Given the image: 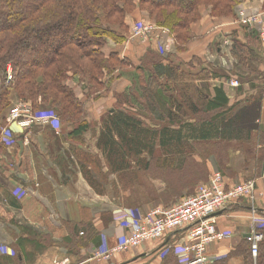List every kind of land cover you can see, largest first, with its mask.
<instances>
[{
    "label": "crops",
    "instance_id": "obj_1",
    "mask_svg": "<svg viewBox=\"0 0 264 264\" xmlns=\"http://www.w3.org/2000/svg\"><path fill=\"white\" fill-rule=\"evenodd\" d=\"M254 4L260 5L262 0H254ZM200 10L202 17L193 26V32L200 38L183 51L171 50L169 55L176 62H189L195 57L209 62L203 68L212 75L197 83L208 94L207 99L214 96L215 87L222 88L229 100L227 108H232L216 118L215 136L207 137V131L201 126L200 131H193L190 123L198 120V115H207L201 119L206 120L222 110L194 113L191 107H185L177 114L188 125L181 130L175 125L168 129V135L180 133L182 140L173 137L162 144L160 125L154 122L162 119V114L142 112L140 103L144 100L138 92L128 101L118 102L114 96L133 87L132 72L116 75L121 83L107 95L85 100L90 128L81 137L68 136L70 128L64 124L59 132L43 124L25 129L11 125L16 142L5 145L0 153V249H18L19 264H93L96 260L92 254L97 249L113 247L123 234L114 222L117 210L147 212L171 206L195 193L197 186L207 182L216 170L224 174L228 184L254 179L257 183L255 212L264 213V92L259 118L253 123L256 129L240 131L235 125H228L238 121L239 109L264 90V81L257 74L234 69L238 61L232 54V44L224 49L218 44L226 39L229 26L236 32L234 40L245 45L252 34L236 23L213 25L209 10L203 7ZM147 14L137 7L127 15L125 24L146 18ZM115 49L114 40L105 46L107 54ZM259 55L263 56L259 72H264V50ZM234 79L239 80L238 86L231 85ZM151 87L160 90L161 103L170 107L162 91L164 85L153 83ZM80 93L77 90L79 97ZM222 119L224 124L220 122ZM139 128L145 132L148 129L153 135L157 131L155 139L131 146L124 143ZM15 187L24 189L25 194L16 195ZM252 213L250 201L241 198L230 211L219 215L218 227L230 231L231 236L209 246L210 258L224 257L246 243ZM183 236L184 232L177 230L162 242L146 243L115 253L109 261L98 262L162 264L157 257L159 248ZM3 259L14 264L9 254L0 251V264ZM243 262V255L237 252L228 263Z\"/></svg>",
    "mask_w": 264,
    "mask_h": 264
},
{
    "label": "trees",
    "instance_id": "obj_2",
    "mask_svg": "<svg viewBox=\"0 0 264 264\" xmlns=\"http://www.w3.org/2000/svg\"><path fill=\"white\" fill-rule=\"evenodd\" d=\"M238 1L0 0V132L6 125L10 108L25 101L31 103L34 110L58 111L61 123L65 128H70L68 136L81 137L90 128L85 100L107 95L111 90L115 70L121 65H127L124 59L117 56V51L106 56L102 50L106 39L116 32L109 25H124L127 15L137 7L146 11L154 23L170 28L181 49L182 43L192 38L191 27L200 18L202 6L209 5L213 14L226 16L233 14L234 5ZM129 25L132 23L125 24V27L128 29ZM251 34V40L246 45L239 41L233 44L232 54L238 60L236 70L259 74L264 81V72H259L258 68L259 62L263 60L257 50L260 46L259 36L254 30ZM116 35L122 38L119 33ZM113 61H118L119 66H115ZM131 63L133 87L116 92L114 96L118 102L128 101L138 92L144 100V103H140L142 112L161 113L163 118L154 122L160 125L162 144L173 137L182 140L180 133L177 136L168 135V129L170 125H175L181 130L188 125L189 122L177 114L183 112L185 107H191L194 113L222 110L219 115L206 120H201L204 115H198L199 119L190 123L196 132L204 127L207 137L217 134L216 118L227 114L232 108H227L229 100L220 87H215L213 97L206 98L208 94L197 81L208 79L212 74L203 68V64L176 62L173 58L159 55L151 47L142 62ZM9 66L13 70L12 80L7 78ZM70 79L79 84L85 83L82 86L84 99L76 95L75 88L66 83ZM153 83L164 85L165 90L162 91L166 93L170 107L165 102L161 103V92L151 87ZM263 92L248 100L237 113L240 114L238 121L229 122L228 125H235L234 128L240 131L256 129L253 123L254 119L259 118ZM220 122L224 124L223 119ZM133 126L136 128L137 125ZM156 132L153 135L152 131L147 129L145 132L139 128L137 134H133L124 143L130 146L142 142L151 143ZM4 146L0 140V153ZM237 252L243 255V264H264V239L259 244L256 258H253L250 244L246 240L236 252L232 251L211 264H229L230 257ZM162 264H178L172 251L163 258Z\"/></svg>",
    "mask_w": 264,
    "mask_h": 264
},
{
    "label": "built area",
    "instance_id": "obj_3",
    "mask_svg": "<svg viewBox=\"0 0 264 264\" xmlns=\"http://www.w3.org/2000/svg\"><path fill=\"white\" fill-rule=\"evenodd\" d=\"M239 24L243 27L255 28L259 38L264 42V12L248 13L245 7L238 9ZM160 31L156 45L161 52L168 49L162 44L163 38L169 37V30L156 27L153 24L138 20L133 26V36L146 41L148 37ZM11 66L7 69L8 80L13 79ZM232 86H238L237 80L231 81ZM17 124L25 129L36 124L50 126L59 132L62 123L58 111L47 110L34 112L30 103L18 102L9 112L6 125L1 128L0 140L6 146L16 142V132L11 127ZM25 140H28L25 137ZM18 196L25 194L22 188H16ZM241 198L250 201L253 213L250 230L246 240L250 244L251 254L256 257L259 244L264 239V215L256 214L257 183L254 179L228 184L224 174L216 170L207 182L199 184L194 194L184 197L179 202L167 206L156 207L147 212L135 209H119L116 211L115 224L123 230L113 247L97 249L92 259L109 261L115 253H121L137 248L150 242L164 240L177 230H182L184 236L174 243H163L157 251V257L164 258L172 250L178 264H211L216 259L210 258L208 248L214 242L228 239L230 231L218 227L219 215L230 211Z\"/></svg>",
    "mask_w": 264,
    "mask_h": 264
},
{
    "label": "rangeland",
    "instance_id": "obj_4",
    "mask_svg": "<svg viewBox=\"0 0 264 264\" xmlns=\"http://www.w3.org/2000/svg\"><path fill=\"white\" fill-rule=\"evenodd\" d=\"M261 1V0H260ZM239 2V3H238ZM235 5H234V8H233V14L232 15H226V16H218V15H215L212 13L211 11V6L209 5H205V6H202L203 8L205 9H208L210 14H211V19H212V24H219L220 22H223V23H226V22H229V23H236L239 27L242 28V30H247V31H253L255 28H250V27H243L242 25L239 24V16H238V9L239 8H242V7H245V10L250 13V14H253V12L255 11H261V12H264V8H263V3H264V0H262V4L260 5H257V4H254V0H240L238 1ZM148 15V14H147ZM149 16H147L146 18H139L138 20L140 21H144L146 23H150V24H153L154 26L156 27H162V28H166L169 30V38H167V36H165L163 38V41L162 44L164 46L168 45V49L165 51L163 49L164 52H161L159 49H158V45H156L157 43V40H158V36L160 35V31L156 32L155 34H152L148 37V39L146 41H143L142 39L140 38H137V37H134L133 36V26H134V23L138 20H135L132 25H129V28L127 29V27H125V24L124 25H121V24H110V28H112V30H116V32L114 31V36L110 35L108 39H106V43L103 47V52L106 56H109V54H107L105 52V46L108 44V43H112V40H114L116 42V49L114 51H111L110 53L112 52H116L117 51V56L120 58V59H124L125 60V63L127 64L126 66H120L118 67L115 71L116 74H114V76L112 77L113 80H112V83H111V90L115 89L116 87H118L120 85V81L119 80H116L118 79L119 77H117L116 75H125L128 74V72H130L133 68L130 67V64H132L131 62H133V64H138L140 62H142V59L144 58V56L146 55L147 51L151 48H153V50H155L159 55L161 56H165L167 57L168 59H171L173 58L172 56L169 55V52H171V50H174L175 47H177V50L178 51H183L185 50L186 46H188L189 44L191 45L192 43H194L198 38H200V35L197 34L196 32L194 33L193 32V26L198 23V21H200L201 17H202V13H201V10H200V18L194 22L192 24V32H193V35H192V38L189 42L187 43H182V46H181V49L178 48V45H177V42L175 40V34L170 30V28L168 27H165V26H161V25H158L156 23L153 22V19L151 18V20L148 18ZM123 32V33H121ZM227 34H225V40L223 41H220L218 44L219 46H221L222 49L224 48H227L230 44H232V47H233V44H234V37H235V31H232L230 29V26L228 28V30L226 31ZM119 33L120 35H122V38L117 36L116 34ZM127 33V34H126ZM125 34H126V37H125ZM161 36V35H160ZM231 41V43H230ZM258 43H259V52H263L264 50V42L261 41V39L258 37ZM131 55V57H130ZM171 57V58H170ZM129 61H127V60ZM134 61H132V60ZM237 59V58H236ZM192 63L196 62V63H201L203 65H210L209 62H207L206 60L204 62H202V59L201 58H192L190 60ZM238 61V60H237ZM128 62V63H127ZM115 66H119V62L118 61H113L112 62ZM129 64V65H128ZM238 64V63H237ZM234 65V69L236 68V65ZM197 65V64H196ZM233 69V70H234ZM13 71V70H12ZM233 73V72H232ZM131 74V73H129ZM234 74V73H233ZM256 76V75H255ZM259 80L262 81L261 77L259 75L256 76ZM237 81H239L238 79H236ZM66 83L69 84V86L71 87H74L75 88V92H76V95L77 94V90H80V94H81V98L84 99L85 96H84V93H83V90H82V86L83 84L85 83H81L79 84L76 80H68L66 81ZM22 102H25V101H22ZM86 102V101H85ZM14 103V102H13ZM25 103H29V102H25ZM18 104V103H16ZM31 104V103H30ZM15 105V104H14ZM13 105V106H14ZM32 105V104H31ZM12 106V107H13ZM12 107L10 108V110L12 109ZM85 107H86V104H85ZM32 110L34 112H38V111H47V110H54V109H37V110H34L33 109V106H32ZM56 111V110H54ZM9 114V113H8ZM205 117H208L207 115H204V118ZM0 135H1V132H0ZM16 188V187H15ZM14 188V189H15ZM147 188L149 189V195L148 197H151V191H150V187L147 186ZM13 189V190H14ZM194 194V193H192ZM8 247V246H7ZM1 253L2 254H9L10 257H12V260H13V263L14 264H19L20 262L18 261V258H17V252H18V249H8L6 248L5 250L4 249H0ZM172 253L174 254L175 256V253L174 251L172 250ZM159 258V257H158ZM176 258V256H175ZM161 261L163 260V258H159ZM96 261H94L93 264H100V262H98L99 260L95 259ZM3 264H8V260L7 259H3L1 261ZM56 263H59V262H55ZM68 264V263H67ZM69 264H73V262H70ZM152 264V263H151Z\"/></svg>",
    "mask_w": 264,
    "mask_h": 264
},
{
    "label": "bare ground",
    "instance_id": "obj_5",
    "mask_svg": "<svg viewBox=\"0 0 264 264\" xmlns=\"http://www.w3.org/2000/svg\"><path fill=\"white\" fill-rule=\"evenodd\" d=\"M15 175V174H14ZM16 176V175H15Z\"/></svg>",
    "mask_w": 264,
    "mask_h": 264
}]
</instances>
